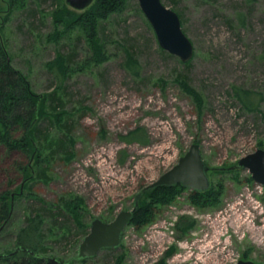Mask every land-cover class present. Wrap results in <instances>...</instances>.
Instances as JSON below:
<instances>
[{"label":"rangeland","instance_id":"obj_1","mask_svg":"<svg viewBox=\"0 0 264 264\" xmlns=\"http://www.w3.org/2000/svg\"><path fill=\"white\" fill-rule=\"evenodd\" d=\"M162 1L179 14L194 45L187 62L160 45L138 0L100 22L107 59L96 62L66 0H0V38L44 104L33 158L5 152L0 162V193L18 192L25 182L0 233V254L15 249L37 203L53 208L80 201L82 226L73 214L66 223L46 218L41 226L38 251L67 260L93 218L111 221L131 209L137 192L193 143L212 169L264 147V0ZM128 52L136 54L135 71L125 65ZM59 54L67 69L55 62ZM181 74L204 96L202 110L182 88ZM234 85L255 93L259 112L241 108ZM137 129L147 144L125 142ZM30 160L24 178L17 163ZM210 175L212 185L224 184L217 205H193L185 191L159 207L153 223L127 226L118 248L83 264H264V186L247 180L248 169ZM181 215L196 220L185 235L175 225Z\"/></svg>","mask_w":264,"mask_h":264},{"label":"trees","instance_id":"obj_2","mask_svg":"<svg viewBox=\"0 0 264 264\" xmlns=\"http://www.w3.org/2000/svg\"><path fill=\"white\" fill-rule=\"evenodd\" d=\"M128 2L129 0H95L90 7L80 13L75 11L76 9L70 11L69 17H73L74 21L81 26L82 31L93 46L94 57L92 60L94 62L107 59V57H104L105 55L102 56L104 45L97 31L100 22L108 19L115 13L123 11ZM55 62H58L60 67L67 69L65 55L59 54V59L55 60ZM125 65L133 71L139 68L135 53H127ZM179 81L182 88L192 96L198 108L202 110L205 106V99L202 93L191 85L187 75L181 74ZM254 94L252 90L246 89L243 86H233V95L241 104L243 110L259 112L260 101ZM48 98L47 96L45 101H48ZM40 102L41 97L34 92L29 78L14 66L10 54L7 52L0 38V162L5 152L10 155L20 152L28 157L30 156V159L33 158V151L37 150L35 143L36 134H40L41 131L40 127H38L39 120L44 114V104L41 105ZM57 119L60 120L59 118ZM124 140L126 143L136 141L141 144L148 143L142 129H137L130 135L125 136ZM60 144L63 145V142ZM17 164L18 169L25 178L26 173L30 170L31 160L27 163L18 162ZM230 166L214 168L211 172L241 170L228 169ZM45 176L47 175L45 174ZM247 180L250 183L253 182L251 176ZM21 185L18 188V192L5 190L0 193V227L6 226L11 219L13 212L11 213L12 203L10 197L12 193H16V197L23 195L24 190L21 194H18L21 192ZM185 191H189L188 199L193 205L207 207L217 205L221 201L224 184L212 185L207 191L190 190L182 184L157 186L143 195L140 207L135 212L130 225L141 228L153 223L157 218L158 208L172 204ZM63 204L52 208L45 202L44 204L43 202L42 204L37 203L33 207L31 215L26 217L25 225L21 227L20 232L16 236L17 246L22 245L38 253H42L38 250L40 249V242L43 237L41 226L43 225V220L46 218L53 219L55 223L60 221L66 223V219L69 217L68 214H73L75 222L79 226H82L80 201L70 199ZM175 225L177 231L185 235L196 226V220L188 215H181ZM85 229L87 230V226ZM86 230L85 235L88 233V230ZM43 251V253L48 252L46 249ZM87 260H82L81 264ZM0 264H44V260L21 251L13 257L1 258ZM112 264H116V262L114 261Z\"/></svg>","mask_w":264,"mask_h":264},{"label":"water","instance_id":"obj_3","mask_svg":"<svg viewBox=\"0 0 264 264\" xmlns=\"http://www.w3.org/2000/svg\"><path fill=\"white\" fill-rule=\"evenodd\" d=\"M95 0H66L76 10H85ZM140 7L153 26L160 45L173 55L187 62L194 55V45L184 32L179 14L162 0H138ZM225 169V168H223ZM228 169H248L255 182L264 186V147H259L239 160ZM213 169L205 161L201 145L193 143L178 160V162L163 173L154 182L142 187L135 195L134 206L122 210L117 216L107 221L95 217L90 222V230L80 243L77 253L64 260L52 254H42L19 245L13 251L3 256H13L20 251L27 252L45 260V264H77L84 259H91L104 249L118 248L123 240L125 229L130 225L133 216L140 207L143 195L157 186H174L182 184L197 191H207L212 186L210 172ZM25 182L21 185L23 192ZM19 193V194H21ZM234 264H260L252 260L241 259Z\"/></svg>","mask_w":264,"mask_h":264},{"label":"flooded vegetation","instance_id":"obj_4","mask_svg":"<svg viewBox=\"0 0 264 264\" xmlns=\"http://www.w3.org/2000/svg\"><path fill=\"white\" fill-rule=\"evenodd\" d=\"M24 190V189H23ZM21 193V192H20ZM19 194V193H18ZM15 196H16V193H12L11 194V197H12V199H11V203H12V209H11V213L13 212V209H14V199H15ZM4 225L2 226V227H0V233L3 231V229H4ZM19 246V245H18ZM17 247V246H16ZM15 247V248H16ZM21 252V251H20ZM10 253V252H9ZM19 253V252H18ZM17 253V254H18ZM27 253V252H26ZM38 253V252H37ZM5 254H8V253H4V254H0V259L1 258H9V257H13V256H15V255H13V256H3V255H5ZM29 254V253H28ZM42 254H46V253H42ZM48 254V253H47ZM31 255V254H30ZM32 256H34V255H32ZM34 257H36V256H34ZM38 258V257H37ZM41 259V258H40ZM43 260V259H42ZM44 264H45V260H44Z\"/></svg>","mask_w":264,"mask_h":264}]
</instances>
